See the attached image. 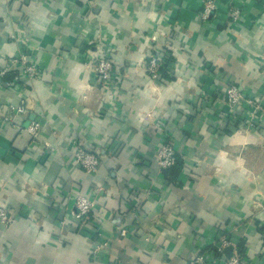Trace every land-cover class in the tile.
<instances>
[{
    "label": "crops",
    "instance_id": "crops-1",
    "mask_svg": "<svg viewBox=\"0 0 264 264\" xmlns=\"http://www.w3.org/2000/svg\"><path fill=\"white\" fill-rule=\"evenodd\" d=\"M207 1L0 0V68L27 54L41 74L0 81V120L24 101L14 123L41 124L35 140L0 121V207L15 220L0 225V264H187L221 237L264 264V111L249 128L223 99L230 85L264 98V0H213L205 20ZM101 40L104 86L85 65ZM154 55L168 63L157 81ZM166 143L175 178L157 161ZM78 145L96 173L74 165ZM78 196L95 204L82 221Z\"/></svg>",
    "mask_w": 264,
    "mask_h": 264
},
{
    "label": "built area",
    "instance_id": "built-area-1",
    "mask_svg": "<svg viewBox=\"0 0 264 264\" xmlns=\"http://www.w3.org/2000/svg\"><path fill=\"white\" fill-rule=\"evenodd\" d=\"M215 11V4L213 0H208L205 4V10L203 18L205 20L209 19ZM230 18L233 22H237L240 19L241 12L238 9H232L230 11ZM102 40L99 42L97 48L98 51L87 56L85 65L87 68L91 69L94 73L97 81L100 85H108V82L113 81L115 77V69L110 56L107 55L106 51L100 50ZM167 68V62L161 60L158 56H150L149 60L145 64V71L149 75L152 81H157L162 79V70ZM15 72L17 76L12 82H6L5 86L7 88H12L18 84L19 75L25 76L30 81H37L41 74L37 67L32 63L30 57L27 54H21L18 57L9 59L4 67L0 68V81L10 73ZM20 73V74H19ZM113 88V86L109 87ZM111 90V89H110ZM223 99L225 103L234 112L238 108H243L251 113L252 122H249L248 127L252 128L254 119L260 113L264 111V98H248L246 97L240 89L231 85L226 88ZM27 106L24 101L18 103H7L3 112L4 116L0 120L2 124L10 125L15 127L21 132L26 131L33 139H38L40 137L41 124L40 122L32 121L30 125L23 129L20 125L14 123V119L17 117L26 115ZM74 165L81 168L85 173L92 174L97 172L99 157L97 154L90 153L79 145L75 146L72 152ZM177 155L174 147L171 143H166L160 149L157 161L162 169H170L176 164ZM95 207L94 201L84 197L78 196L76 198V213L75 218L78 221L85 219ZM14 217L9 213V211L3 207H0V225L4 227H9L14 222ZM123 236L126 235L125 231H122ZM229 247L236 248L231 241L226 237H221L218 244L214 245L215 255L210 257L209 255H198L191 258L187 264H246L244 259L239 255V253H232L230 258H226L224 255V250ZM98 253L94 251L93 254Z\"/></svg>",
    "mask_w": 264,
    "mask_h": 264
},
{
    "label": "trees",
    "instance_id": "trees-1",
    "mask_svg": "<svg viewBox=\"0 0 264 264\" xmlns=\"http://www.w3.org/2000/svg\"><path fill=\"white\" fill-rule=\"evenodd\" d=\"M168 64V63H167ZM167 68H168V66H167ZM165 69V70H162L161 71V73H162V78L163 77H165V75L167 74V71H168V69ZM16 73L15 72H12V73H10V74H8L4 79H3V81L4 82H11V81H13L14 79H15V77H16ZM231 86V85H230ZM181 168H182V161L180 160V158L177 156V160H176V164L172 167V168H170V169H167V175L169 176V177H171V178H175V177H177V175H178V173L180 172V170H181ZM89 216H87L86 218H88ZM239 253L240 254H244V250H243V246L242 245H240L239 246Z\"/></svg>",
    "mask_w": 264,
    "mask_h": 264
},
{
    "label": "water",
    "instance_id": "water-1",
    "mask_svg": "<svg viewBox=\"0 0 264 264\" xmlns=\"http://www.w3.org/2000/svg\"><path fill=\"white\" fill-rule=\"evenodd\" d=\"M35 119V115H33L30 120L27 122L26 124V127H28L30 125V123ZM232 251H233V248L232 247H229L225 250V255L227 258H230L231 257V254H232Z\"/></svg>",
    "mask_w": 264,
    "mask_h": 264
}]
</instances>
